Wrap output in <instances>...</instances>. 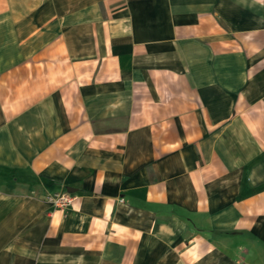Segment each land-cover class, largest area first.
<instances>
[{
    "label": "crops",
    "instance_id": "crops-1",
    "mask_svg": "<svg viewBox=\"0 0 264 264\" xmlns=\"http://www.w3.org/2000/svg\"><path fill=\"white\" fill-rule=\"evenodd\" d=\"M0 264H264V0H0Z\"/></svg>",
    "mask_w": 264,
    "mask_h": 264
},
{
    "label": "built area",
    "instance_id": "built-area-1",
    "mask_svg": "<svg viewBox=\"0 0 264 264\" xmlns=\"http://www.w3.org/2000/svg\"><path fill=\"white\" fill-rule=\"evenodd\" d=\"M48 200L56 208L64 209V208H66L67 206H69L72 203L73 198L70 196L69 193L64 192V193H61V194L50 195L48 197Z\"/></svg>",
    "mask_w": 264,
    "mask_h": 264
}]
</instances>
